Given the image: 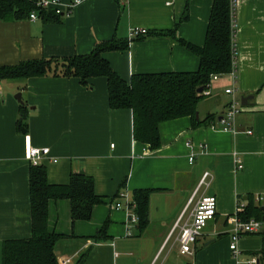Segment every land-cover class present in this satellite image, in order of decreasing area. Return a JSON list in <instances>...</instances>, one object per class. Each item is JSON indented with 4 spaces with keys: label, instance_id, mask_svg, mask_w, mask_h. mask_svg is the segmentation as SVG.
I'll use <instances>...</instances> for the list:
<instances>
[{
    "label": "crops",
    "instance_id": "1",
    "mask_svg": "<svg viewBox=\"0 0 264 264\" xmlns=\"http://www.w3.org/2000/svg\"><path fill=\"white\" fill-rule=\"evenodd\" d=\"M213 2L84 0L57 23L0 21V67L83 56L116 40L127 48L103 57L125 81L137 75L196 73L200 60L195 54L170 37L150 34L174 30L176 38L203 47ZM229 9L235 82L230 76L211 79L197 106L201 123L194 126L182 118L162 124L161 147L155 151L134 141L131 111L109 108L105 78L86 85L52 76L0 80V264L4 241L31 236L30 148L49 149L42 163L48 183L66 185L71 175L89 176L103 199L88 222H72L69 201L49 202L47 230L62 235L54 247L58 264H183L178 230L172 229L177 221L179 226L191 221L205 195L216 199L215 225L204 230L191 257L218 235L230 245L228 219L249 205L264 207L256 200L264 198V0H237L234 6L229 0ZM132 29L147 34L129 39ZM230 88L239 102L248 97L235 118L236 134L221 131L219 123L233 98L225 93ZM18 94L22 103L15 99ZM22 113L23 134L17 131ZM207 116L212 117L203 122ZM234 152L243 165L235 172ZM204 172L211 174L210 185L197 190ZM138 190L152 191L148 220L142 229L138 223L129 228L127 237L135 213L116 210L115 204L119 193L132 201ZM249 237H242L238 247Z\"/></svg>",
    "mask_w": 264,
    "mask_h": 264
},
{
    "label": "trees",
    "instance_id": "2",
    "mask_svg": "<svg viewBox=\"0 0 264 264\" xmlns=\"http://www.w3.org/2000/svg\"><path fill=\"white\" fill-rule=\"evenodd\" d=\"M36 0H0V21L28 19L37 11ZM39 17L48 23H57L60 16L54 11H37ZM173 31L150 35L172 38L182 47L195 54L200 65L196 73H165L133 76L129 81L121 79L110 67L103 55L107 52L123 51L126 42L112 40L98 44L91 53L61 60H32L13 67H0V80L29 79L40 77H63L78 79L86 85L93 78H105L108 90V105L113 111L129 110L133 118V139L147 145L151 151L160 149V126L166 122L189 118L195 125L197 106L214 76L230 73L233 63L229 0H214L203 47H196L174 36ZM207 116L203 122L209 121ZM25 115L17 124V131L25 133ZM29 201L31 209V236L28 239L4 241L1 250V264H58L55 245L62 235L48 232L47 218L50 201L67 200L70 203L72 222H88L96 206L103 204L102 197L94 192L93 179L89 176L71 175L68 184L48 183L43 165L30 167ZM151 190L133 193L134 213L138 228L147 224L148 201ZM242 221L250 219L264 222V211L249 205L238 212ZM216 216V215H215ZM104 229L98 234L103 233ZM256 236L262 240L261 248L254 252L259 264H264V231ZM77 264H83L79 260Z\"/></svg>",
    "mask_w": 264,
    "mask_h": 264
},
{
    "label": "built area",
    "instance_id": "3",
    "mask_svg": "<svg viewBox=\"0 0 264 264\" xmlns=\"http://www.w3.org/2000/svg\"><path fill=\"white\" fill-rule=\"evenodd\" d=\"M31 1V0H27ZM84 0H36L33 4L35 5L37 11H54V13L60 17H68L71 15L72 11L83 3ZM237 0H231L232 6L235 5ZM33 11L29 14L28 20L35 21L39 17L38 12ZM147 31L144 29H132L129 32V39H135L139 36H145ZM231 79L235 82V72L234 70L230 73ZM218 77L214 76L213 80ZM225 93L227 95L233 96L227 110L220 119V129L223 132H228L236 134L235 129V118L239 114L241 106L240 102L234 98L235 90L230 88L226 89ZM203 94V93H202ZM1 98V91H0ZM247 135H251V131L246 132ZM50 151L47 148H30L28 151V161L33 167L42 165L45 159L49 158ZM194 157L190 156L189 162L193 161ZM233 166L234 172L243 169L241 159L236 152L233 153ZM211 181V174L209 172H204L200 178L197 190L201 187L208 188ZM196 190V191H197ZM118 202L115 204V209H125L128 212L134 211V204L128 199L126 193H119ZM258 203L264 201L262 196L256 198ZM217 202L215 197L205 195L202 196L196 203L192 213L191 221L179 226L177 221L172 229V233L178 230L176 237V243L179 246V253L182 256H193V247L197 241L202 237L205 228L208 223L213 221L216 215ZM238 212L232 215L228 219L229 224V239L230 245L229 250L234 257L236 264H259V260L255 255H243L239 250L238 243L242 237L254 236L263 231L264 223L260 220L250 219L248 221H242L238 217ZM138 223V218L135 214H130V218L127 224V237L131 236L130 229L133 225ZM65 264V262H63Z\"/></svg>",
    "mask_w": 264,
    "mask_h": 264
},
{
    "label": "rangeland",
    "instance_id": "4",
    "mask_svg": "<svg viewBox=\"0 0 264 264\" xmlns=\"http://www.w3.org/2000/svg\"><path fill=\"white\" fill-rule=\"evenodd\" d=\"M225 76H230V73ZM212 225H215L214 221L209 222L205 230L210 231ZM242 242L239 250L243 255H252L253 252H257L262 245L260 236H251L248 240L244 239ZM182 260H184L183 264H235L234 257L229 250V240L223 235L216 236V238L213 239V241H210V244L206 247L203 245L199 246L195 259L186 256L183 257Z\"/></svg>",
    "mask_w": 264,
    "mask_h": 264
},
{
    "label": "water",
    "instance_id": "5",
    "mask_svg": "<svg viewBox=\"0 0 264 264\" xmlns=\"http://www.w3.org/2000/svg\"><path fill=\"white\" fill-rule=\"evenodd\" d=\"M202 91H203V90L200 88V89L197 90V93L200 94V93H202ZM15 99H16L19 103H22V101H21V95H20V94L16 95V96H15ZM247 101H248V97H247V98H246V97H245V98H242V99H241V102H240L241 106H245L246 103H247ZM261 210L264 211V207H262Z\"/></svg>",
    "mask_w": 264,
    "mask_h": 264
}]
</instances>
